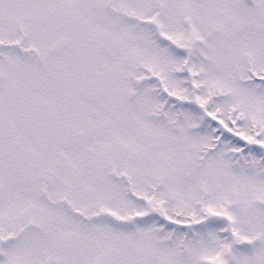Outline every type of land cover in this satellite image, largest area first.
I'll list each match as a JSON object with an SVG mask.
<instances>
[{"label":"snow or ice","instance_id":"obj_1","mask_svg":"<svg viewBox=\"0 0 264 264\" xmlns=\"http://www.w3.org/2000/svg\"><path fill=\"white\" fill-rule=\"evenodd\" d=\"M0 264H264V0H0Z\"/></svg>","mask_w":264,"mask_h":264}]
</instances>
